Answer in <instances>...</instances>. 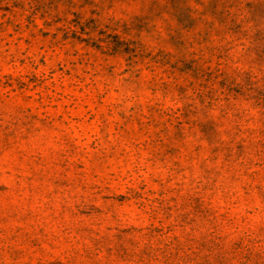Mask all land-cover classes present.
I'll use <instances>...</instances> for the list:
<instances>
[{
	"label": "rangeland",
	"instance_id": "374dc122",
	"mask_svg": "<svg viewBox=\"0 0 264 264\" xmlns=\"http://www.w3.org/2000/svg\"><path fill=\"white\" fill-rule=\"evenodd\" d=\"M0 264H264V0H0Z\"/></svg>",
	"mask_w": 264,
	"mask_h": 264
}]
</instances>
